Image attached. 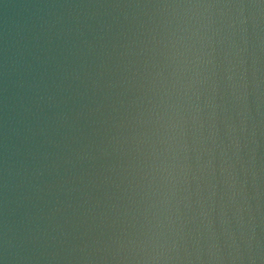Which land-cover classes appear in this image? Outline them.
Masks as SVG:
<instances>
[{"label":"clouds","instance_id":"clouds-1","mask_svg":"<svg viewBox=\"0 0 264 264\" xmlns=\"http://www.w3.org/2000/svg\"><path fill=\"white\" fill-rule=\"evenodd\" d=\"M153 7L238 9L236 16H230L224 25L226 35H221L220 39L227 40L225 56H232L236 61L234 64L229 60L226 80L233 81V68L239 65V78L243 81L244 54L247 48L239 45L247 44L245 33L248 19L243 15V10L257 9L258 15L264 16V0L248 4L189 2L157 4ZM197 24L198 27L192 30L193 35L203 28L208 33V44H213L215 41L212 36L217 35L220 29L213 27L211 13L209 12L206 23L197 21ZM177 27L180 32L186 31V27ZM110 30V24L101 23L98 28L93 29L79 19L69 24L64 23L60 17L41 19L31 42L24 37L14 41L10 56L7 54L8 46H5V57L0 69L7 82L5 92L10 84L12 94L11 97L6 94L3 98V119L0 121V135L3 136V142L0 143V188L5 193V219L0 223V264H41V261L46 264H245V261L247 264H264V247L259 238H256L251 224L252 206L248 203L244 181L237 178L235 163H239L244 170L239 157L241 145L240 137L236 135L237 126L231 122L225 123L224 135L234 149L232 155L236 157L233 163L215 125L216 110L219 107L224 111V106L223 102L219 105L215 103L217 82L214 79L210 85L213 95L208 97L204 105L211 109L207 114L210 123L206 137L210 146L205 150L207 159L202 165L197 156V169L207 168L211 180H214L213 150L220 148V172L226 171L224 161L228 162L227 167L231 169L228 173V191L221 193V199L227 196L237 220V230H232L225 216V206L221 204L220 235L224 237V241L223 244L220 242L211 217L213 197L217 194L214 182H210L207 196H198L196 201L201 219V224L196 227L197 243L203 236L206 259L201 255L199 247L194 256L186 248L185 255L181 256L176 240L169 243L166 238L162 239V233L158 231L149 232L139 239L125 240L123 236L106 233L101 227L106 213L96 211L100 200L93 197L91 190L106 184L108 177L104 175V171L112 166L101 163L99 171L93 169L98 161L111 156L120 140L115 135L99 139L96 137L105 125L118 127L115 119L110 114L106 116L104 110L108 106L112 90L127 80L124 72L128 65L125 64L120 75L114 77L115 65L112 62L114 58H118L119 63L131 52L129 41L119 43L118 38L114 37L113 42L109 43L105 39L106 31ZM237 33L239 45L234 38ZM181 39L183 37H177L176 42ZM55 41H62L66 45L60 58L52 47ZM118 47L127 51L117 52ZM207 63L213 64L211 56ZM49 65L53 66L51 74L47 70ZM211 75L214 76V72ZM204 79H208L207 74ZM228 87L235 100L242 99L241 95L236 94L235 84L229 83ZM46 109L51 110L50 115ZM112 111H116L115 106H112ZM199 111L197 106V116L192 117L193 120L199 119ZM237 115L240 118L239 131L243 133L246 113L241 115L238 112ZM161 127L164 131L159 137V143L163 147L158 162L153 166L164 173L162 179L167 181L172 176L173 168L191 170V165L187 157V144L181 145V150L185 152L182 160L175 156L173 137L169 135L168 129H174L176 125L170 119ZM10 137L14 141L12 144L8 143ZM248 163L247 171H251L255 177L251 158ZM185 183L187 184V180ZM9 191L14 193V207L11 209L7 196ZM74 193L79 194L75 203ZM61 194L64 199H61ZM237 195L240 197L239 201L236 199ZM205 199L208 201L207 209L204 207ZM20 207H23V215L19 222L15 219L9 222V212L14 215ZM69 209L71 217L67 216ZM244 210L249 213L247 228L242 216ZM57 214L63 218L62 222L54 221ZM96 221L99 223H95ZM173 250L175 254H169Z\"/></svg>","mask_w":264,"mask_h":264},{"label":"water","instance_id":"water-1","mask_svg":"<svg viewBox=\"0 0 264 264\" xmlns=\"http://www.w3.org/2000/svg\"><path fill=\"white\" fill-rule=\"evenodd\" d=\"M189 2L248 4L256 3L257 0H0V65L5 57V46H8L7 54L10 56L14 41L24 37L31 42L41 19L52 20L60 17L66 24L79 19L93 29L98 28L101 23L110 24L111 30L105 33V39L109 43L113 42L114 37L118 38L119 43L129 41L130 54L125 55L119 63L118 58H114L112 62L115 65L114 77L120 75L125 64L128 65L124 72L127 80L112 90L108 106L104 110L106 116L110 114L115 119L118 127L105 125L96 137L99 139L115 135L120 140L111 156L104 161H98L93 169L99 171L101 163L112 166L104 171V175L108 177L106 184L91 190L93 197L100 200L96 211L102 210L106 213L101 227L106 233L123 236L125 240L139 239L149 232L158 231L162 233V239L166 238L169 243L176 240L181 256L185 255V248L194 256L199 247L201 255L206 259L203 236L197 243L196 227L201 224V219L196 201L198 196H207L210 182L216 184L217 194L213 197L211 217L220 242L223 244L224 241V237L220 235L221 204L225 206V216L232 230H237V220L228 204L227 196L221 199V193L228 191V173L231 169L227 167L228 162L224 161L226 171L220 172V148L213 150L214 180H211L207 168L197 169V156L202 165L207 159L205 150L210 146L206 137L210 123L207 114L211 109L204 105L208 97L213 95L210 88L213 79L217 82L215 103L219 105L223 102L224 106V111L219 107L216 110L215 125L219 129V136L224 139L226 153L233 163L236 157L232 155L234 149L224 135L225 123L231 122L237 126L236 135L240 137L241 145L239 157L244 164L242 170L240 164L235 163L237 178L244 181L248 203L252 206L251 224L254 226L256 238H259L261 246L264 247V16H259L257 9L243 10V15L248 17L245 33L247 44L239 45L238 33L234 38L239 46L247 48L244 54V78L243 81L240 80L237 65L233 68V81L229 82L226 80V69L229 67V60L234 64L236 61L232 56H225L227 40H221L220 36L226 35L224 25L239 10L153 7L157 4ZM209 12L213 27L220 29L217 35L212 36L215 42L211 45L206 39L208 33L203 28L196 35L192 33L198 27L197 21L207 22ZM178 25L180 28L186 27V31L180 32ZM177 37L183 39L176 42ZM52 47L60 58L66 45L62 41H55ZM116 51L127 49L118 47ZM209 56L213 64L207 63ZM47 70L51 74L53 66L49 65ZM213 72L214 76L211 75ZM206 74L208 79H204ZM6 83L0 69V121L3 119V98L6 94L9 97L12 94L10 84L5 92ZM229 83L236 85V94L241 95L242 99L233 98ZM112 106H115V112L112 111ZM197 106L200 108L199 119L193 120L192 117L197 116ZM45 111L51 114V110ZM238 112L241 115L246 113L243 133L239 131ZM170 119L176 125L174 129H168L169 135L173 137L175 156L182 160L185 152L181 150V145L187 144L191 170L173 168L171 178L164 181V173L153 165L158 162L163 147L159 143V137L164 131L161 125L167 124ZM2 142L3 136L0 135V143ZM13 142L10 137L8 143ZM217 143L219 144V140ZM169 158L171 159V154ZM250 158L255 177L251 171H247ZM4 195L0 188V223L5 219ZM7 196L11 209L14 207V193L9 191ZM78 196V193L73 194L74 203ZM61 199H64L63 194ZM236 199L240 200L239 195ZM204 207H208L206 199ZM71 214L69 209L67 216L71 217ZM22 215L23 207H20L14 215L9 212L7 219L9 222L13 219L19 222ZM242 216L247 228L248 211L244 210ZM53 219L62 222L63 218L57 214ZM169 254H175V250ZM41 264L46 262L41 261Z\"/></svg>","mask_w":264,"mask_h":264}]
</instances>
